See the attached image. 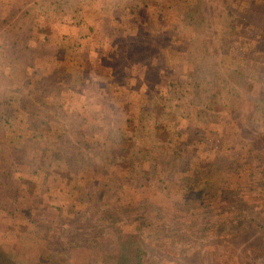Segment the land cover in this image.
Instances as JSON below:
<instances>
[{"label": "rangeland", "instance_id": "1", "mask_svg": "<svg viewBox=\"0 0 264 264\" xmlns=\"http://www.w3.org/2000/svg\"><path fill=\"white\" fill-rule=\"evenodd\" d=\"M139 251L264 264V0H0V264Z\"/></svg>", "mask_w": 264, "mask_h": 264}, {"label": "trees", "instance_id": "2", "mask_svg": "<svg viewBox=\"0 0 264 264\" xmlns=\"http://www.w3.org/2000/svg\"><path fill=\"white\" fill-rule=\"evenodd\" d=\"M260 140H263V137H261V139ZM132 236H129V237H127L126 239H121V244H123V243H125V242H128L129 243V245H131L132 244ZM127 254L131 257L132 255L133 256H135V254H132L131 252H129L128 251V249H127ZM121 256V254L120 255H118V256H116V255H114V254H111V255H109V260L110 259H112V258H114V259H112V260H117L119 257ZM125 257L122 255V258H119V261L118 262H116V263H118V264H120V263H122V262H124L125 261ZM108 262V261H107ZM137 263L138 264H143L144 263V258H143V255H142V253H141V251H139V253H138V256H137Z\"/></svg>", "mask_w": 264, "mask_h": 264}, {"label": "crops", "instance_id": "3", "mask_svg": "<svg viewBox=\"0 0 264 264\" xmlns=\"http://www.w3.org/2000/svg\"><path fill=\"white\" fill-rule=\"evenodd\" d=\"M39 17H42V15H41V14H38V18H39ZM57 23H58V22H57ZM52 24H53V25H56L55 22L52 23ZM45 25H46V26H45ZM44 26H45V27H44ZM43 27H44V28H43ZM47 28H49V27H48V24H47V23H46V24L44 23V24H40V25L38 24L37 26H35V27H34V30H35V32H39V30H40V31H43V30L46 31ZM50 29H51V28H50ZM72 31H74V30L72 29ZM74 33H76V32H74ZM67 38H68V37H67Z\"/></svg>", "mask_w": 264, "mask_h": 264}]
</instances>
